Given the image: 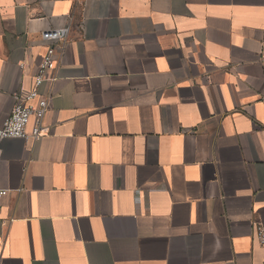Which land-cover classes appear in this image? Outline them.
Listing matches in <instances>:
<instances>
[{
  "label": "crops",
  "instance_id": "crops-1",
  "mask_svg": "<svg viewBox=\"0 0 264 264\" xmlns=\"http://www.w3.org/2000/svg\"><path fill=\"white\" fill-rule=\"evenodd\" d=\"M62 27L48 133L0 142L2 263L264 264V0H0V128Z\"/></svg>",
  "mask_w": 264,
  "mask_h": 264
},
{
  "label": "built area",
  "instance_id": "built-area-1",
  "mask_svg": "<svg viewBox=\"0 0 264 264\" xmlns=\"http://www.w3.org/2000/svg\"><path fill=\"white\" fill-rule=\"evenodd\" d=\"M70 33L68 27L43 31L42 39L47 43V51L38 65L34 88L13 92L15 105L3 127L0 128V142L7 138H18L28 143L38 141L48 133L44 119L50 109L52 95L41 94L39 88L45 83L56 81L57 72L64 63L70 46ZM8 193L9 190L0 188V206ZM256 237L264 247V226L261 223L256 227ZM0 264H3L2 255H0Z\"/></svg>",
  "mask_w": 264,
  "mask_h": 264
}]
</instances>
